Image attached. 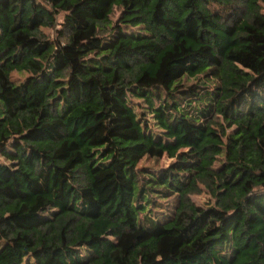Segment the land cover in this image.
<instances>
[{
	"label": "trees",
	"instance_id": "16d2710c",
	"mask_svg": "<svg viewBox=\"0 0 264 264\" xmlns=\"http://www.w3.org/2000/svg\"><path fill=\"white\" fill-rule=\"evenodd\" d=\"M0 264H264V0H0Z\"/></svg>",
	"mask_w": 264,
	"mask_h": 264
},
{
	"label": "rangeland",
	"instance_id": "374dc122",
	"mask_svg": "<svg viewBox=\"0 0 264 264\" xmlns=\"http://www.w3.org/2000/svg\"><path fill=\"white\" fill-rule=\"evenodd\" d=\"M58 18H61V14L58 15ZM45 33L48 35H52V31L45 29ZM14 79L21 80L24 78L22 74H14ZM136 100H134L135 102ZM174 158H168L165 154L151 153L149 155H144L138 163V167L149 171V172H159L161 169L166 168ZM191 199L193 202L200 206H205L207 204H211L213 202L212 197L209 192L204 190L203 188L197 194H192Z\"/></svg>",
	"mask_w": 264,
	"mask_h": 264
}]
</instances>
